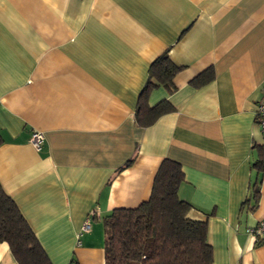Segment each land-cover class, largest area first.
Masks as SVG:
<instances>
[{
	"label": "crops",
	"instance_id": "crops-1",
	"mask_svg": "<svg viewBox=\"0 0 264 264\" xmlns=\"http://www.w3.org/2000/svg\"><path fill=\"white\" fill-rule=\"evenodd\" d=\"M164 53L181 68L148 103L173 110L142 126ZM262 87L264 0H0V184L52 264H105L104 218L147 200L168 157L188 215L207 217L212 264H264L246 232L264 219ZM0 264H17L5 241Z\"/></svg>",
	"mask_w": 264,
	"mask_h": 264
},
{
	"label": "trees",
	"instance_id": "trees-1",
	"mask_svg": "<svg viewBox=\"0 0 264 264\" xmlns=\"http://www.w3.org/2000/svg\"><path fill=\"white\" fill-rule=\"evenodd\" d=\"M181 67L167 53L149 67L151 78L140 93L135 109L138 124H151L161 114L173 110L167 99L148 103L150 90L162 85L174 88L172 78ZM211 68L193 82H207ZM1 143V136H0ZM127 161L124 166L128 165ZM264 170V148L255 161ZM184 179L178 161L165 157L160 163L147 200L135 207L114 208L104 218L106 225L105 264H212V246L207 240V217L188 215L193 208L179 198L177 188ZM7 242L17 264H52L34 230L0 184V242Z\"/></svg>",
	"mask_w": 264,
	"mask_h": 264
},
{
	"label": "built area",
	"instance_id": "built-area-1",
	"mask_svg": "<svg viewBox=\"0 0 264 264\" xmlns=\"http://www.w3.org/2000/svg\"><path fill=\"white\" fill-rule=\"evenodd\" d=\"M255 122L259 128L260 133L264 136V87L261 89V95L257 101L254 111ZM44 136L39 130H33L30 136V142L35 149H40L43 143ZM89 222L86 219L82 226L81 231L88 230ZM246 232L254 238L255 242H264V219L259 220L255 225L246 228Z\"/></svg>",
	"mask_w": 264,
	"mask_h": 264
}]
</instances>
